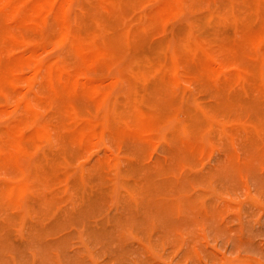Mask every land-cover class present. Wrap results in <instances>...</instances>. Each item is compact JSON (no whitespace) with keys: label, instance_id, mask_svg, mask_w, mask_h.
Instances as JSON below:
<instances>
[{"label":"bare ground","instance_id":"bare-ground-1","mask_svg":"<svg viewBox=\"0 0 264 264\" xmlns=\"http://www.w3.org/2000/svg\"><path fill=\"white\" fill-rule=\"evenodd\" d=\"M145 1L0 0V116L12 117L0 128V245L40 238L107 196L135 211L152 202L159 190L145 178L170 169L142 165L151 142L175 143L185 169L215 180L195 160L200 153L264 144V0H153L146 15L120 18ZM9 16L17 21L8 27ZM45 41L62 49L61 59H39ZM108 144L116 155L109 149L103 159L80 161ZM21 155L32 158L26 170L15 165ZM122 211L86 227L124 224L142 249L156 252L162 234L140 231L135 213Z\"/></svg>","mask_w":264,"mask_h":264},{"label":"rangeland","instance_id":"rangeland-1","mask_svg":"<svg viewBox=\"0 0 264 264\" xmlns=\"http://www.w3.org/2000/svg\"><path fill=\"white\" fill-rule=\"evenodd\" d=\"M71 5L70 11H76L78 4L72 2ZM153 6V0L142 2L122 11L120 18L129 20L133 12L146 15ZM189 16L185 12L179 18L186 20ZM16 21L11 16L4 19L8 27ZM170 21L171 25L179 23L176 18ZM51 29L47 26L45 31L48 33ZM20 51L17 46L11 53ZM62 55V49L51 41H45L38 54L43 62L58 61ZM114 69L111 70L113 75L118 72V68ZM90 70L93 76L101 74L97 65L90 66ZM30 72L26 70L27 75ZM19 91L21 96L29 97L24 86ZM239 109L247 113L256 108ZM11 120L8 112L0 116V128ZM235 138L241 140L246 136L238 134ZM189 141V137L180 140L186 145ZM109 149L113 155L119 151L114 145L108 144L107 148L98 145L87 149L80 161L91 157L103 159ZM179 150L175 143L167 145L160 141L151 142L147 150H143L142 165L165 162L170 169L160 178L150 174L145 178H148L146 187L159 190L149 204L135 211L127 202L118 203L116 196L104 197L100 204H87L84 215L78 212L73 218L59 219L51 230L41 233L40 238H29L25 244L0 245V264H117L118 261L133 264L135 260L142 264H264V144L243 146L238 141L230 146V152L219 147L195 157L202 168L215 172L217 181L185 169L181 158H177ZM31 162V157L21 155L15 165L26 170ZM3 177L0 175V179ZM116 190L119 192V184ZM180 199L185 201L181 212L175 207ZM117 206L126 215L135 213L140 231L162 234L161 243L156 239L159 245L156 252L148 254L142 249L130 227L124 224L111 231L86 227L100 219L107 220ZM90 230L92 232L88 233Z\"/></svg>","mask_w":264,"mask_h":264}]
</instances>
